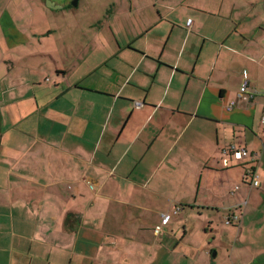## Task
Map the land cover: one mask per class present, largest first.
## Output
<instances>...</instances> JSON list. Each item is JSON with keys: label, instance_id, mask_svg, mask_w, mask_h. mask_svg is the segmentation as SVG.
I'll return each instance as SVG.
<instances>
[{"label": "crops", "instance_id": "1", "mask_svg": "<svg viewBox=\"0 0 264 264\" xmlns=\"http://www.w3.org/2000/svg\"><path fill=\"white\" fill-rule=\"evenodd\" d=\"M24 8L0 7V264H264V0Z\"/></svg>", "mask_w": 264, "mask_h": 264}, {"label": "built area", "instance_id": "2", "mask_svg": "<svg viewBox=\"0 0 264 264\" xmlns=\"http://www.w3.org/2000/svg\"><path fill=\"white\" fill-rule=\"evenodd\" d=\"M240 96L246 100H249L253 96V91L249 87V78L246 72L244 73V80L241 85ZM136 105L140 107L142 106V103L136 102ZM232 105L233 103L228 107V109H231ZM261 122L264 127V114L261 118ZM224 154L225 157L223 161L226 165H228L229 163V158H228L229 156L233 157L236 160H244L246 158H249L250 161L252 160L253 164L250 163V165L247 167L246 177L252 181L251 183L252 186L254 187L259 186V178L256 171L254 170L255 169L254 163L257 159V156L254 153L249 152L244 147L232 144L228 149L224 151ZM239 189H240V185H236L231 193L234 194ZM247 203H248L247 199H244L243 201L236 203L234 207L226 215L225 223L233 224V225L238 224L241 220L242 212L244 211V208L246 207ZM180 209H181L180 206H175L174 208H172L171 211L163 213L162 222L161 225L157 227V232L161 231L162 227L167 225L171 221L172 217L179 213Z\"/></svg>", "mask_w": 264, "mask_h": 264}, {"label": "rangeland", "instance_id": "3", "mask_svg": "<svg viewBox=\"0 0 264 264\" xmlns=\"http://www.w3.org/2000/svg\"><path fill=\"white\" fill-rule=\"evenodd\" d=\"M41 2H43L44 4H46L47 5V2H48V0H40ZM39 0H0V7H4V5L5 4H8V3H12V5H14L15 6V3L17 4V6H20L21 8H22V12L24 13V17L26 18V17H29V12L27 11L26 12V10H25V8H24V6L25 5H27V4H33V5H37V3H39L40 2ZM50 1H52V0H50ZM71 1V3L73 4V2L75 1V0H70ZM77 1H79V0H77ZM83 1V0H82ZM104 5V4H103ZM73 6H75V5H73ZM71 8H72V10H69V11H71L72 13H73V11H74V8L71 6ZM81 9H83V5L81 6ZM88 11V10H87ZM17 17H18V15H16ZM68 17H71V15H68ZM93 15L91 14V16H89V15H87L86 16V21H88V22H90L91 20H93ZM24 22L22 21L21 22V24H18V25H16L15 27H20L21 28V26H22V24H23ZM83 28H84V26H83ZM1 31V30H0ZM13 32H15V29L13 30ZM243 83V82H242ZM256 93V92H255ZM243 98V97H242ZM244 99V98H243ZM262 123V122H261ZM236 145V144H235ZM257 160V159H256ZM172 210V209H171ZM171 210H169V211H171ZM169 211H166V212H169ZM163 213H165V212H162V214ZM162 214H161V222H162ZM161 225V223L159 224V225H157L156 226V231H157V227L158 226H160Z\"/></svg>", "mask_w": 264, "mask_h": 264}, {"label": "water", "instance_id": "4", "mask_svg": "<svg viewBox=\"0 0 264 264\" xmlns=\"http://www.w3.org/2000/svg\"><path fill=\"white\" fill-rule=\"evenodd\" d=\"M49 1V0H48ZM73 5H77V0H75L74 2H73Z\"/></svg>", "mask_w": 264, "mask_h": 264}, {"label": "trees", "instance_id": "5", "mask_svg": "<svg viewBox=\"0 0 264 264\" xmlns=\"http://www.w3.org/2000/svg\"><path fill=\"white\" fill-rule=\"evenodd\" d=\"M248 204V203H247ZM247 206V205H246Z\"/></svg>", "mask_w": 264, "mask_h": 264}]
</instances>
